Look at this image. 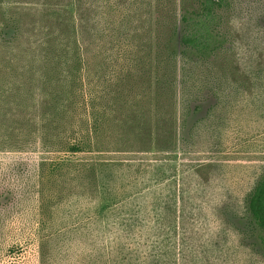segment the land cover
I'll use <instances>...</instances> for the list:
<instances>
[{
  "label": "trees",
  "instance_id": "trees-1",
  "mask_svg": "<svg viewBox=\"0 0 264 264\" xmlns=\"http://www.w3.org/2000/svg\"><path fill=\"white\" fill-rule=\"evenodd\" d=\"M231 4L0 0V64L11 72L0 71V122L46 151L96 157L75 168L106 218L111 264H183L204 227L228 222L221 165L99 155L218 148L238 90L264 91V23L239 11L232 36ZM246 207L264 247V173Z\"/></svg>",
  "mask_w": 264,
  "mask_h": 264
},
{
  "label": "rangeland",
  "instance_id": "rangeland-1",
  "mask_svg": "<svg viewBox=\"0 0 264 264\" xmlns=\"http://www.w3.org/2000/svg\"><path fill=\"white\" fill-rule=\"evenodd\" d=\"M231 5L225 13L230 24L223 28L231 29L232 36L239 11L256 14L264 23V0H232ZM0 71L6 77L11 74L3 64ZM238 91L228 106L230 118L222 122L217 149L205 144L200 148L178 146L172 152L108 151L99 155L104 160L222 166L226 180L219 193L226 197V208L222 205L221 211L228 222L219 227L214 221L204 227L201 250L188 249L183 264H264V247L246 207L248 192L264 173V91ZM207 97L210 100L189 117L188 126L204 116L215 101ZM7 117L0 122V264H111L106 218L99 214L90 179L75 168L76 163L96 157L46 151L36 135L13 132ZM58 163L63 167L56 168Z\"/></svg>",
  "mask_w": 264,
  "mask_h": 264
}]
</instances>
